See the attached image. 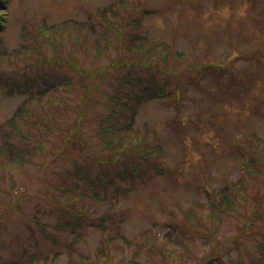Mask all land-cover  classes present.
<instances>
[{
	"label": "rangeland",
	"instance_id": "1",
	"mask_svg": "<svg viewBox=\"0 0 264 264\" xmlns=\"http://www.w3.org/2000/svg\"><path fill=\"white\" fill-rule=\"evenodd\" d=\"M121 1L10 0L2 37L29 48L0 56V264H264V0Z\"/></svg>",
	"mask_w": 264,
	"mask_h": 264
},
{
	"label": "trees",
	"instance_id": "2",
	"mask_svg": "<svg viewBox=\"0 0 264 264\" xmlns=\"http://www.w3.org/2000/svg\"><path fill=\"white\" fill-rule=\"evenodd\" d=\"M119 2H123L121 0H119ZM118 2H113L110 3L109 5H106L104 7L99 8V12L101 13V15L107 20L109 17V13L112 14H117L119 13V11L117 10L116 6H117ZM124 3V2H123ZM10 5V0H0V56H6L9 58H12L13 56H16V54L20 53V54H24V52L29 48L28 45L22 43L21 46L17 47V48H9L5 45V41L2 37V31L5 29L6 27V21H7V17H8V8ZM142 17L139 19L141 20ZM87 20L82 21V20H75V19H68L65 20L59 24H49L47 22H44L40 27H39V33H46L45 35V39L46 40H53L55 41V39L57 38V36L59 35H63L65 30L67 29L68 25L73 26L74 28H82L84 27V25H86ZM136 37L139 39L140 41V45L138 46V48L140 47V50H151L152 48H156L159 49L161 48H166L168 50V52H172V47L167 43V42H160V43H156L155 39L153 37H149L147 35H141V34H137ZM147 43V44H146ZM137 48V49H138ZM131 49V48H130ZM131 50H135L131 49ZM139 50V49H138ZM175 53L176 56H181L184 55L185 53L178 51H173ZM82 75H84V77L88 76V73L85 71H82L81 69H78ZM125 81L122 80V83H124ZM126 83H129L126 82ZM156 88L154 87L153 91H149V92H140L135 98V103L134 100L133 101H129L128 102V106L124 104L125 109H128L131 111V121L134 122V120L136 119V115L138 114V109L139 106L146 100H151V99H156L159 97H163L165 95H167V93L165 91H155ZM20 91H22L20 89ZM49 93V91L46 92H42L41 95ZM115 99V98H114ZM0 105H1V99H0ZM28 105L26 104V100L23 101L19 107L17 108V110L15 111V113L12 115L11 118H9L7 120V122L10 124H12L13 126L18 128V124H17V118L18 117H23L24 116V111L28 110ZM29 111V110H28ZM115 130V129H114ZM117 132V131H116ZM116 132H113L116 133ZM257 135V134H254ZM111 142V140H104L105 145H112L109 144ZM5 149V152L7 154L10 155V159L12 161H24L26 158L24 156V151L23 150H16L14 145L10 144H6V146L3 147ZM20 156H22L24 159H22ZM242 182V180L237 181L236 183H230L227 184L221 188H215L214 191L210 192L208 191V195L211 196L210 197V204L212 206V211L218 215V216H222V213L225 212L226 208H230L231 205L234 203L233 200V188L236 184ZM225 206V207H224ZM37 222L45 229L46 225L45 223L37 218ZM123 236V234H121ZM33 256V255H32ZM33 257H38V255L36 254ZM32 257V258H33ZM45 258L49 259V256H46ZM5 264H14V262H9V263H5ZM15 264H23L21 261H19L18 263ZM236 264H245L243 261L240 262H236Z\"/></svg>",
	"mask_w": 264,
	"mask_h": 264
}]
</instances>
